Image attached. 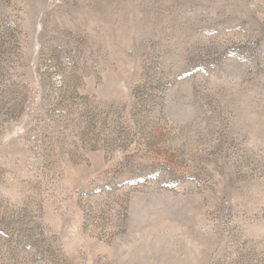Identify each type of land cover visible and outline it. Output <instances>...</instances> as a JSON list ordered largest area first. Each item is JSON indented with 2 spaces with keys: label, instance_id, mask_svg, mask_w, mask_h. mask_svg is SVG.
Segmentation results:
<instances>
[{
  "label": "rangeland",
  "instance_id": "1",
  "mask_svg": "<svg viewBox=\"0 0 264 264\" xmlns=\"http://www.w3.org/2000/svg\"><path fill=\"white\" fill-rule=\"evenodd\" d=\"M0 264H264V0H0Z\"/></svg>",
  "mask_w": 264,
  "mask_h": 264
}]
</instances>
